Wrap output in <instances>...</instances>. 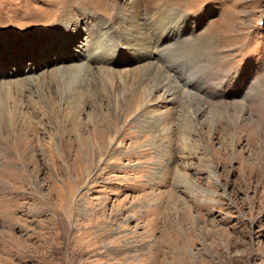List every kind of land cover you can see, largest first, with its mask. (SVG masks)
<instances>
[{
    "label": "rangeland",
    "instance_id": "rangeland-1",
    "mask_svg": "<svg viewBox=\"0 0 264 264\" xmlns=\"http://www.w3.org/2000/svg\"><path fill=\"white\" fill-rule=\"evenodd\" d=\"M0 264H264V0H0Z\"/></svg>",
    "mask_w": 264,
    "mask_h": 264
},
{
    "label": "bare ground",
    "instance_id": "bare-ground-1",
    "mask_svg": "<svg viewBox=\"0 0 264 264\" xmlns=\"http://www.w3.org/2000/svg\"><path fill=\"white\" fill-rule=\"evenodd\" d=\"M135 3H136V1H135ZM137 3H138V1H137ZM133 12V11H132ZM133 16H134V13L132 14ZM129 40H130V43H128V48H130V49H132V51H135L136 49H138L139 48V44H137V43H140L139 42V38L137 37V39H136V41H135V39H134V37H129L128 38ZM145 44H147V43H145ZM147 46V45H146ZM148 47V46H147ZM153 49H154V46L152 47L151 46V48L150 47H148L147 49H146V57H150L151 55H154V52H153ZM102 50H103V48H102ZM104 52V51H103ZM93 53V52H92ZM101 53V52H100ZM94 54V53H93ZM95 55V54H94ZM89 57L91 58L92 57V55H89ZM84 58V57H83ZM95 58V57H94ZM94 60H96V59H94ZM168 89H171L170 87L168 88ZM261 117V116H260ZM262 118V117H261ZM261 121V120H260ZM158 125V123L155 121V127ZM160 134V133H159ZM214 171V170H213ZM6 211V210H5Z\"/></svg>",
    "mask_w": 264,
    "mask_h": 264
}]
</instances>
